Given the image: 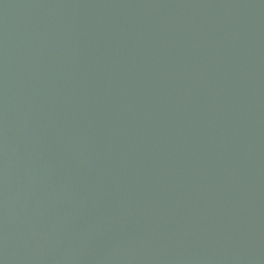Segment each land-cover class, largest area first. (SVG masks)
Returning a JSON list of instances; mask_svg holds the SVG:
<instances>
[{
  "label": "water",
  "instance_id": "obj_1",
  "mask_svg": "<svg viewBox=\"0 0 264 264\" xmlns=\"http://www.w3.org/2000/svg\"><path fill=\"white\" fill-rule=\"evenodd\" d=\"M0 264H264V0H0Z\"/></svg>",
  "mask_w": 264,
  "mask_h": 264
}]
</instances>
